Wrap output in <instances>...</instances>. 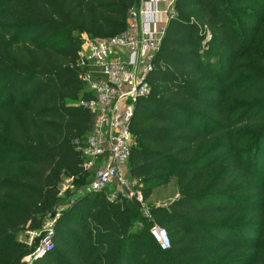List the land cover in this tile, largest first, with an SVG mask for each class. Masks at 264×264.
<instances>
[{
	"label": "trees",
	"instance_id": "trees-1",
	"mask_svg": "<svg viewBox=\"0 0 264 264\" xmlns=\"http://www.w3.org/2000/svg\"><path fill=\"white\" fill-rule=\"evenodd\" d=\"M138 1L0 0V264L34 253L38 239L29 247L20 234L42 233L70 179L86 191L32 264H261L260 229L245 216H264L252 196L264 191V0H176L135 107L128 168L146 201L173 179L178 197L147 219L133 200L87 190L82 36L120 34Z\"/></svg>",
	"mask_w": 264,
	"mask_h": 264
},
{
	"label": "built area",
	"instance_id": "built-area-1",
	"mask_svg": "<svg viewBox=\"0 0 264 264\" xmlns=\"http://www.w3.org/2000/svg\"><path fill=\"white\" fill-rule=\"evenodd\" d=\"M175 3L176 0H139L129 12L124 31L103 39L84 34L78 54L80 80L87 86L89 97L76 106L87 110L94 119L84 146L79 148L83 168L93 174L87 190L109 191L110 201L121 196L133 200L147 219L151 218L150 209L128 168L136 146L131 124L138 101L150 93L148 79L169 20L175 16ZM66 183L62 193L70 188ZM60 214L61 210H57L42 233H32L38 245L21 264H32L54 250L55 225ZM150 233L163 250L170 249L165 228L153 222Z\"/></svg>",
	"mask_w": 264,
	"mask_h": 264
},
{
	"label": "rangeland",
	"instance_id": "rangeland-1",
	"mask_svg": "<svg viewBox=\"0 0 264 264\" xmlns=\"http://www.w3.org/2000/svg\"><path fill=\"white\" fill-rule=\"evenodd\" d=\"M92 175L93 174L90 173L91 179H92ZM66 184L70 185V188L64 192V195L66 193H68L70 195V197L67 199L65 197L62 198V200H64V204H62L61 208L59 209V210H61V212L65 209H67V207H69V206H67V203L70 201V199L74 200V198L82 195L83 192L86 191L85 189L80 190V189L73 187L72 182H68ZM177 194H178L177 182H176V179H173L169 185L160 187L153 192V195L151 197L150 202L147 201V206L150 208V207H153L155 205H167L177 198L176 197ZM252 196L254 198H256L257 200H259V202H260L259 205H261V203H264V191L261 192V195L260 194H253ZM245 217H246L245 218L246 221L254 219L253 221H255L256 225L259 226L260 236H259V238H257L256 243L259 244L260 262H261V264H264V259H263V257H264V216L260 217V216L250 215V216H245ZM33 234H36V233H33ZM33 234H32V232L23 231V233L20 234V240L26 242L29 245V247H34L35 244L37 245V241H36L37 237L32 236ZM38 234L39 233H37V235ZM35 261H37V260H34L32 263H34Z\"/></svg>",
	"mask_w": 264,
	"mask_h": 264
},
{
	"label": "crops",
	"instance_id": "crops-1",
	"mask_svg": "<svg viewBox=\"0 0 264 264\" xmlns=\"http://www.w3.org/2000/svg\"><path fill=\"white\" fill-rule=\"evenodd\" d=\"M176 197H178V194H177V196ZM150 200H151V198L148 200V202H150ZM156 206H163V205H156Z\"/></svg>",
	"mask_w": 264,
	"mask_h": 264
}]
</instances>
